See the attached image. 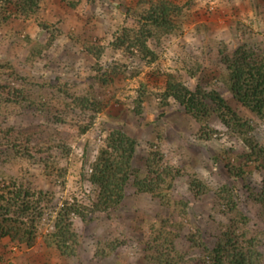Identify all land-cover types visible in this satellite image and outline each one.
I'll return each instance as SVG.
<instances>
[{
  "label": "rangeland",
  "instance_id": "obj_1",
  "mask_svg": "<svg viewBox=\"0 0 264 264\" xmlns=\"http://www.w3.org/2000/svg\"><path fill=\"white\" fill-rule=\"evenodd\" d=\"M173 1L182 7L177 18L180 27L159 43L152 39L159 54L153 63H144L112 44L119 29L136 23L139 0L82 1L76 7L61 0H42L40 10L31 17L14 15L12 10L13 15L6 17L10 9L0 13V84L6 88L3 92L16 91L23 96L18 103L0 102V168L34 188L51 190L53 209L66 199L91 205L98 194L89 179L91 162L107 131L121 127L137 140L136 167L144 170L154 143L163 152L164 163L183 170L171 195L174 200L189 201V215L184 218L188 223L178 239V246L187 250L185 264H198L203 254L201 248L190 246L186 239L189 233H196L199 227V238L212 246L229 224L230 215L224 213L217 198L223 184L237 187L239 207L249 217V234L258 238L264 264V210L247 190V186L259 189L264 168L249 161L244 164L248 174L232 176L227 158L232 156L233 161L234 155L247 151L245 143L216 115L209 119L215 129L212 136L201 138L198 122L184 107L172 98L162 105L160 96L168 75L173 74L191 88L201 84L217 89L239 113H248L223 81L226 68L220 53L223 49L229 53L245 40L264 55V0ZM52 35L51 44L46 46ZM86 41L103 46L99 64L104 70L116 62L125 67L112 83L101 86L95 81L98 61L85 49ZM57 77L69 82L75 93L84 92L93 83L104 100L103 110L85 133L79 129L90 117L51 86ZM139 92H145L141 113L134 110ZM253 123L254 135L264 144L263 120L256 118ZM6 131L16 136L15 146L3 139ZM24 132L35 136L27 142L26 135L19 136ZM43 146H51V150L37 153L39 148L45 150ZM26 148L33 155L26 154ZM45 159L53 162L46 166ZM58 167H66L63 176ZM193 175L209 185L199 198L188 187ZM133 190L129 185L127 196L112 211H88L87 219L73 217L80 235L74 255L62 254L45 242L54 220V214L47 212L38 225L33 247L0 238V264H152L145 257L151 224L159 223L161 216H178L150 193L132 194ZM112 243L117 244L114 249Z\"/></svg>",
  "mask_w": 264,
  "mask_h": 264
},
{
  "label": "trees",
  "instance_id": "obj_2",
  "mask_svg": "<svg viewBox=\"0 0 264 264\" xmlns=\"http://www.w3.org/2000/svg\"><path fill=\"white\" fill-rule=\"evenodd\" d=\"M61 1L76 7L82 1L94 0ZM41 2L42 0H0V13L10 9L6 17L13 15L12 11L14 15L31 17L38 13ZM135 9L138 11L136 23L119 29L112 44L117 49L122 48L127 53L138 56L144 63H153L158 60L159 54L151 44L152 39L159 43L164 35L175 33L179 29L177 18L182 14V7L173 0H139ZM44 27L50 29L47 24ZM51 38L46 46L51 44L53 35ZM83 45L98 61L94 66V79L101 86L112 83L121 71H125V67L118 62L104 70L99 64L103 46L92 41H86ZM220 56L226 68L222 75L223 81L232 96L248 113H239L217 89H206L201 84L191 88L173 74L168 75L165 89L160 94L161 104L167 105L171 98L179 102L185 112L198 122V134L205 139L210 138L215 131L211 128L209 119L216 115L248 148L242 154L234 155L233 161L232 156H229L226 162L232 176H244L248 174L244 164L249 161L259 168H264V144L253 133V121L259 118L264 122V55L258 48L247 45L243 40L229 53L227 50H221ZM58 81L61 83L58 84ZM50 84L65 93L70 98V105L75 109L89 115V122L81 125L79 129L81 133H85L95 115L100 113L105 105L96 86L91 83L84 92L75 93L72 92L71 84L62 81L60 77ZM4 88L5 86L0 84V102H20V97H23L21 93L9 91L7 94L3 92ZM144 94L145 92H139L134 99V110L137 113L143 110ZM20 135L26 134L24 132ZM34 136L35 134L30 133L24 138L28 142ZM3 139L16 145L13 132L6 131ZM43 147L45 150L39 148L37 153L51 150V146ZM136 150V138L123 128L113 127L107 131L97 156L91 162L89 179L98 188V194L88 206L77 200L70 202L66 199L58 209H53L54 193L51 190L34 188L27 181L7 174L0 168V238L9 237L18 245L33 247L37 242L38 225L49 212L54 214L53 228L46 234L45 242L55 246L62 254L74 255L80 244V235L74 228L73 217L87 219L88 211L114 210L123 202L128 194V186L131 185L134 189L132 194L150 193L161 204L172 207V213L178 216L177 219L170 218L171 215L161 216L159 223L151 224L145 242V257L152 264H185L187 250L178 246V239L183 236L182 230L188 223L184 218L189 215V201L174 200L171 195L175 181L183 175V170L173 164L164 163V154L154 143L150 145L145 168L142 170L134 165ZM25 153L33 155L30 148H26ZM51 161L53 162L45 159L46 166ZM58 169L59 174L63 176L66 167ZM188 187L196 198L209 189V185L196 175L191 176ZM247 187L249 197L261 204L264 210V174L259 189ZM217 198L224 213L230 215V221L225 225V229H221L214 244L210 246L199 238V227L196 233L191 232L186 236L190 246L203 250L198 264H263V253L258 248L259 240L249 234V217L239 207L237 187L223 184L217 190ZM112 244L114 249L117 244Z\"/></svg>",
  "mask_w": 264,
  "mask_h": 264
}]
</instances>
